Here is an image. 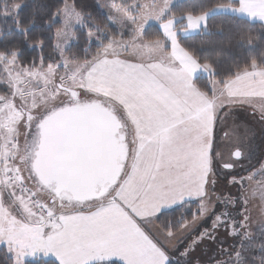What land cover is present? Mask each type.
<instances>
[{
    "label": "snow or ice",
    "instance_id": "snow-or-ice-1",
    "mask_svg": "<svg viewBox=\"0 0 264 264\" xmlns=\"http://www.w3.org/2000/svg\"><path fill=\"white\" fill-rule=\"evenodd\" d=\"M98 8L0 0V264H264V0Z\"/></svg>",
    "mask_w": 264,
    "mask_h": 264
},
{
    "label": "trees",
    "instance_id": "trees-1",
    "mask_svg": "<svg viewBox=\"0 0 264 264\" xmlns=\"http://www.w3.org/2000/svg\"><path fill=\"white\" fill-rule=\"evenodd\" d=\"M27 2L31 5L34 2V0H27ZM35 2L36 3L50 2V0H35ZM189 2H190V0H177L174 3L179 7V6L185 5ZM191 2L194 3V2H196V0H191ZM77 4L79 7L83 8V11H85L87 13H91L93 17H97L98 12L100 11V9L98 8L99 3L97 0H77ZM152 24H155V23H152ZM157 27H158V25H157ZM258 28H259V23L255 24L253 26L252 35H254V36L257 35L256 29H258ZM155 34H156V27H153L152 29L149 30L148 37L152 38V37H154ZM72 50L76 51V48L73 47ZM255 51H257V52L259 51V45H257V48ZM27 55L34 56V55H36V53L29 49L27 51ZM0 88L2 89V87H0ZM193 207H194V205H193Z\"/></svg>",
    "mask_w": 264,
    "mask_h": 264
},
{
    "label": "rangeland",
    "instance_id": "rangeland-1",
    "mask_svg": "<svg viewBox=\"0 0 264 264\" xmlns=\"http://www.w3.org/2000/svg\"><path fill=\"white\" fill-rule=\"evenodd\" d=\"M98 1V3L99 4H101V3H104L105 2V0H97ZM175 1H177V0H174V2ZM152 22H154V21H150V23H152ZM0 91H3V88L1 89L0 88ZM256 129H257V131H258V129H259V126L258 125H256ZM256 218H257V212L256 211H254L253 212V231H255L256 230V228H255V223H256ZM220 239H226V237L224 236V235H221L220 236ZM234 241L231 239V238H227V243L228 244H231V243H233ZM225 246H227V245H225ZM202 248H208V249H211L212 251H215V245H213V244H211V243H207V244H205V245H202L201 246ZM197 255H200V250L198 249L197 250ZM29 259H31V258H29Z\"/></svg>",
    "mask_w": 264,
    "mask_h": 264
},
{
    "label": "crops",
    "instance_id": "crops-1",
    "mask_svg": "<svg viewBox=\"0 0 264 264\" xmlns=\"http://www.w3.org/2000/svg\"><path fill=\"white\" fill-rule=\"evenodd\" d=\"M152 23H156V22H152ZM255 127H256V125H255ZM258 142V141H257Z\"/></svg>",
    "mask_w": 264,
    "mask_h": 264
}]
</instances>
